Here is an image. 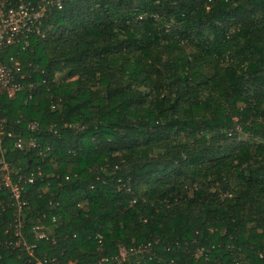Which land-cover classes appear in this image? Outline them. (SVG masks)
Listing matches in <instances>:
<instances>
[{
    "label": "trees",
    "instance_id": "16d2710c",
    "mask_svg": "<svg viewBox=\"0 0 264 264\" xmlns=\"http://www.w3.org/2000/svg\"><path fill=\"white\" fill-rule=\"evenodd\" d=\"M41 31L3 57L35 84L0 99L34 248L2 188L0 264H264V0H67Z\"/></svg>",
    "mask_w": 264,
    "mask_h": 264
},
{
    "label": "built area",
    "instance_id": "2783aa9c",
    "mask_svg": "<svg viewBox=\"0 0 264 264\" xmlns=\"http://www.w3.org/2000/svg\"><path fill=\"white\" fill-rule=\"evenodd\" d=\"M67 0H0V99L6 97L13 100L25 88L32 90L35 84L32 82L24 85L26 80L30 79L27 72L23 71L21 63L15 57L9 56L7 62L3 57L5 52L11 47H22L23 49L29 46L30 37L33 35L43 36L41 31V24L45 17L52 14L53 11L61 10L63 4ZM29 99L31 97L29 96ZM1 112V109H0ZM5 119L0 117V189L7 190L12 199L15 212L13 215V237L8 245L13 247L24 248L31 253L34 245H28L26 238L22 233V218L21 212L26 202L20 199V192L22 190L21 182H32V174L25 179L23 176L17 178L14 183L11 180V170L8 163L4 159L5 150L1 146V140L4 133ZM36 123L29 125L30 130H35ZM11 137V134H7ZM34 146V143H31ZM14 147L22 149V143L18 140ZM54 221V219H53ZM46 226L44 224L32 228L35 239L46 238ZM98 243L101 244V237L98 236ZM151 244H141L136 247L125 248L119 247L117 255L111 257H104L92 264H122L128 257L133 255H149V260L154 256L150 254ZM68 264H75L69 262Z\"/></svg>",
    "mask_w": 264,
    "mask_h": 264
}]
</instances>
